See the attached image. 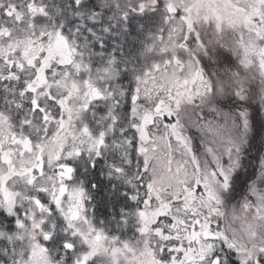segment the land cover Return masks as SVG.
Returning a JSON list of instances; mask_svg holds the SVG:
<instances>
[{
  "label": "snow or ice",
  "instance_id": "obj_1",
  "mask_svg": "<svg viewBox=\"0 0 264 264\" xmlns=\"http://www.w3.org/2000/svg\"><path fill=\"white\" fill-rule=\"evenodd\" d=\"M113 5L124 32L144 21L133 57L105 53L57 3L0 0V264H264V179L238 189L251 121L226 110L264 105V0L101 3ZM109 147L131 202L115 234L72 186L73 161ZM17 179L28 195L10 190Z\"/></svg>",
  "mask_w": 264,
  "mask_h": 264
},
{
  "label": "trees",
  "instance_id": "obj_2",
  "mask_svg": "<svg viewBox=\"0 0 264 264\" xmlns=\"http://www.w3.org/2000/svg\"><path fill=\"white\" fill-rule=\"evenodd\" d=\"M44 2L49 4L57 3L63 7L64 16L71 21L69 27H82L87 24L88 27L94 28L105 40V48L103 49L105 53L115 49L118 57H133L137 54L138 49L145 40V34L139 32L136 28L137 23L144 22L141 18L134 15L129 23L130 31L124 32L122 30L124 21L120 19L121 10L116 9L114 5L112 8L107 9L102 7V0H88L90 7L103 13V15L98 16L95 21L90 19L78 20L74 15V6H70L72 5V0H44ZM118 2L121 4V8H123L128 0H118ZM111 16H113V19H110ZM107 25L112 26L111 33H103V27ZM94 62L102 63V60ZM236 113L239 112L236 111ZM253 119L255 122L259 123L260 128H258V136L254 134V129L251 130L253 136L251 140L244 145L248 152L245 154V158L242 159L241 185L243 190H246L252 184H256L257 181L262 178L261 169L264 168L263 106H260L259 114H257V109L255 110ZM91 159L97 158L95 155L90 156L88 153H83L81 157L73 161L77 167V172L72 185L76 186L79 182H83V186L87 189V196L85 198L87 215L89 218H94L98 227H104L109 233H114V231L122 232V228H117L118 220L121 215V210L131 202L127 201L123 196L124 192L129 191L128 185L123 182V177L115 173L109 176V172L112 171L109 165L113 162H118V153L111 147L103 149L102 157L97 159L96 168L94 169L89 166V161ZM93 184L96 185L95 188L92 187ZM87 197H90V199ZM3 223L7 226L8 220H4ZM14 223L13 220L12 224L14 225ZM61 234L63 233L61 232ZM22 246H27V240Z\"/></svg>",
  "mask_w": 264,
  "mask_h": 264
},
{
  "label": "rangeland",
  "instance_id": "obj_3",
  "mask_svg": "<svg viewBox=\"0 0 264 264\" xmlns=\"http://www.w3.org/2000/svg\"><path fill=\"white\" fill-rule=\"evenodd\" d=\"M262 106L264 107V105H262ZM226 110L232 112L233 114H236V111L237 112H241V111L248 112L251 124H250V130H249L247 142H249L251 140V137L253 136V133H251V130L254 129L253 130V132H255L254 134H256V136L259 135V132H258V128H260L259 123L255 122V120L253 119V114L255 113V110H256L255 99H249L248 101H245L244 103H240L239 101H237L233 104H229ZM255 127H256V130H255ZM197 139H199V137H197ZM247 152H248L247 148L244 147L243 152H242V159L245 158V154ZM84 153H87V151L85 150ZM92 155H94V153ZM241 174H242V170L240 169V176H241ZM241 178H242V176H241ZM262 179H264V178H260L256 184H260L262 182ZM72 186L74 187V185H72ZM9 187H10V190L19 191L24 195L29 194V189L22 182H20L18 179L16 181H13ZM238 189H239L241 194H246L247 190H248V188L246 190L242 189L241 180H240V183L238 184ZM25 235H28V233H25ZM27 244H28V241H27ZM90 263L111 264V257L107 256V255H102V256H99L97 258H94V260L90 261Z\"/></svg>",
  "mask_w": 264,
  "mask_h": 264
}]
</instances>
